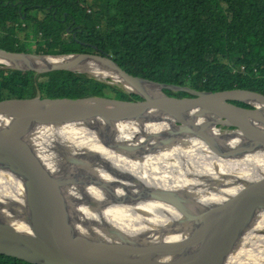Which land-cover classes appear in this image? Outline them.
I'll return each instance as SVG.
<instances>
[{
  "label": "water",
  "instance_id": "obj_1",
  "mask_svg": "<svg viewBox=\"0 0 264 264\" xmlns=\"http://www.w3.org/2000/svg\"><path fill=\"white\" fill-rule=\"evenodd\" d=\"M0 64L37 73H88L135 94L0 100V167L58 170L73 205L59 222L19 196L32 235H15L0 224L1 254L34 264H236L224 257L232 244L224 246L223 241L264 240L263 92L206 91L155 81L129 73L108 53L46 54L0 47ZM39 107L51 112L38 113ZM157 138L203 140L221 159L239 164L229 175L235 194L228 208L208 207L177 185L157 187V194L189 226L177 239L141 231L108 203L92 202L72 175L85 162L76 157L85 149L144 159V144ZM131 195L135 202L145 199Z\"/></svg>",
  "mask_w": 264,
  "mask_h": 264
},
{
  "label": "trees",
  "instance_id": "obj_2",
  "mask_svg": "<svg viewBox=\"0 0 264 264\" xmlns=\"http://www.w3.org/2000/svg\"><path fill=\"white\" fill-rule=\"evenodd\" d=\"M32 41L36 53H108L159 82L264 93V0H0V47ZM99 95L135 96L88 73L0 64V100ZM0 264L34 263L0 253Z\"/></svg>",
  "mask_w": 264,
  "mask_h": 264
},
{
  "label": "bare ground",
  "instance_id": "obj_3",
  "mask_svg": "<svg viewBox=\"0 0 264 264\" xmlns=\"http://www.w3.org/2000/svg\"><path fill=\"white\" fill-rule=\"evenodd\" d=\"M38 113L51 112L39 107ZM144 159L120 156L111 151L85 149L76 157L85 162L73 173L92 202H105L121 212L141 231L167 239H177L189 228L181 212L157 187L177 185L202 204L223 209L233 205L235 192L228 183L237 162L229 163L203 140L157 138L144 144ZM90 153H95L91 157ZM51 169V168H50ZM58 173H36L0 167V224L15 235L31 236L20 210L19 199L28 198L50 219L65 220L73 211L65 179ZM234 178V177H233ZM144 200L132 201L133 195ZM149 194L151 197L149 198ZM79 195V194H78ZM149 198V199H148ZM14 218V220H13ZM230 249L224 255L236 264L264 261V240L251 238L223 241Z\"/></svg>",
  "mask_w": 264,
  "mask_h": 264
},
{
  "label": "rangeland",
  "instance_id": "obj_4",
  "mask_svg": "<svg viewBox=\"0 0 264 264\" xmlns=\"http://www.w3.org/2000/svg\"><path fill=\"white\" fill-rule=\"evenodd\" d=\"M33 44H34V43H33V41H32V43L29 45V48H27L28 51L32 52L31 50L34 49V45H33Z\"/></svg>",
  "mask_w": 264,
  "mask_h": 264
},
{
  "label": "flooded vegetation",
  "instance_id": "obj_5",
  "mask_svg": "<svg viewBox=\"0 0 264 264\" xmlns=\"http://www.w3.org/2000/svg\"><path fill=\"white\" fill-rule=\"evenodd\" d=\"M70 26H71V25H70ZM70 26H69V27H70ZM75 28H76V27L74 26V27H73V29H75ZM70 30H71V29L69 28V29H68V31H70ZM237 104H240V103H239V102H237ZM242 104H243V103H242ZM242 104H240V105H242ZM244 106H247V105H246V104H244Z\"/></svg>",
  "mask_w": 264,
  "mask_h": 264
}]
</instances>
